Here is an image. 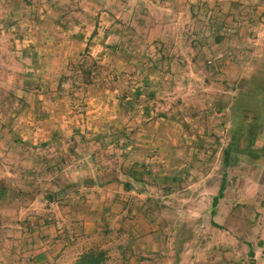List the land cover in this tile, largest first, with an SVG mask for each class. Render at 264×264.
I'll use <instances>...</instances> for the list:
<instances>
[{
  "label": "rangeland",
  "instance_id": "rangeland-1",
  "mask_svg": "<svg viewBox=\"0 0 264 264\" xmlns=\"http://www.w3.org/2000/svg\"><path fill=\"white\" fill-rule=\"evenodd\" d=\"M84 54L105 84L60 92ZM258 88L264 0H0V264H264V129L224 168Z\"/></svg>",
  "mask_w": 264,
  "mask_h": 264
},
{
  "label": "trees",
  "instance_id": "trees-1",
  "mask_svg": "<svg viewBox=\"0 0 264 264\" xmlns=\"http://www.w3.org/2000/svg\"><path fill=\"white\" fill-rule=\"evenodd\" d=\"M114 50V49H113ZM70 70L66 75L61 77V81L59 83V91L62 92V85L69 80H72L75 85L79 84V86H83L84 88L95 85V86H103L104 79L103 75L105 73L104 69L99 65V63L94 60L90 55L84 54L81 57V60L78 63H71ZM149 87L148 80L145 79L143 85H138L135 90V98L133 100H139L142 95H144V89ZM255 91V90H254ZM254 94L247 95L243 99L238 100L237 104L234 105L231 112V121H232V128H231V136L232 140L228 147L224 149V168L227 170L230 168L234 162H237L240 155L243 154H257L255 146L257 144L258 138L264 129V89L258 88ZM154 97V94H152ZM124 102V101H123ZM129 106L131 110H134V101H130ZM253 113V117L250 118L248 115ZM259 115L258 117L256 115ZM250 118V119H249ZM114 129L107 130L105 134V138L113 137L114 142H119L120 138L118 139L115 136L113 131ZM126 134V133H125ZM123 133L122 135L125 136ZM101 136L97 137L99 140ZM49 143L44 144L45 147L49 146ZM260 153L264 156V149H262ZM130 154V153H129ZM128 154V155H129ZM128 155L127 158L129 157ZM259 158V154L257 155ZM67 160L64 159V162ZM59 165V164H58ZM53 169L49 167V171ZM54 169H60V166L54 167ZM132 169L130 171L132 177L135 180L142 181L143 174L141 176H137ZM228 186V175L225 172L221 187L219 190V194L213 200V206L217 207L219 201L224 198L225 192ZM127 190H130V185L126 186ZM5 186L0 187V191L2 194H6ZM50 201H52V197H48ZM251 257L254 258V253L251 252ZM106 261V253L104 251H95L91 250L87 253H84L76 262V264H103ZM251 264H256L253 261Z\"/></svg>",
  "mask_w": 264,
  "mask_h": 264
},
{
  "label": "crops",
  "instance_id": "crops-1",
  "mask_svg": "<svg viewBox=\"0 0 264 264\" xmlns=\"http://www.w3.org/2000/svg\"><path fill=\"white\" fill-rule=\"evenodd\" d=\"M110 230H111V228H110ZM81 236H82V235H81ZM76 240H77V241H76V242H77V243H76V246H77V245H78L79 247L81 246V247H80L81 252L78 253V258H76L77 260H78V259H79L84 253H87V252H89V251H91V250L94 249L93 246H91V247L85 249L84 246H87L86 243L83 242V241H81V239L78 238V237H77ZM80 242H82V243H80ZM79 243H80V245H79ZM129 247H130V246H128V248L125 249V250H128V251H129ZM63 249H64V247H63ZM117 249H121V248L118 247ZM100 251H104V252L106 253V260H107V259H108V254H107V253H108L109 251H108V252H107L106 250H100ZM109 253H110V252H109ZM124 254H126L125 251H122V256H123ZM133 254H134V253H132L131 255H127V256L124 255V257L126 258V260H129V259L133 258V256H132ZM122 256H121V257H122ZM117 258H118V257H117ZM140 259H141V258H140Z\"/></svg>",
  "mask_w": 264,
  "mask_h": 264
}]
</instances>
